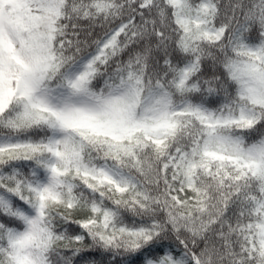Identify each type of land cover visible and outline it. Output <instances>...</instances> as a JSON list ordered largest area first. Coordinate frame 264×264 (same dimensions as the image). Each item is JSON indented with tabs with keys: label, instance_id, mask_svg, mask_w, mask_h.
<instances>
[{
	"label": "snow or ice",
	"instance_id": "obj_1",
	"mask_svg": "<svg viewBox=\"0 0 264 264\" xmlns=\"http://www.w3.org/2000/svg\"><path fill=\"white\" fill-rule=\"evenodd\" d=\"M0 264H264V0H0Z\"/></svg>",
	"mask_w": 264,
	"mask_h": 264
}]
</instances>
